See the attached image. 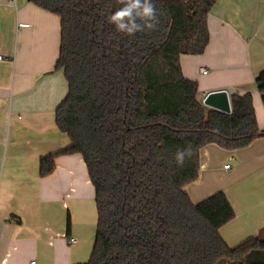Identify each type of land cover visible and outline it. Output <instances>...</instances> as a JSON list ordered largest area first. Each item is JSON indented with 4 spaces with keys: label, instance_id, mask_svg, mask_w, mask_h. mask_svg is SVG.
Segmentation results:
<instances>
[{
    "label": "trees",
    "instance_id": "trees-1",
    "mask_svg": "<svg viewBox=\"0 0 264 264\" xmlns=\"http://www.w3.org/2000/svg\"><path fill=\"white\" fill-rule=\"evenodd\" d=\"M154 2L158 28L128 37L107 21L116 0H29L60 18L56 70L68 82L56 124L71 147L42 159L40 175H51L59 156L83 157L98 214L87 264H264V240L231 249L220 236L235 218L224 193L194 205L187 192L205 147L237 151L264 136L252 96L233 97L231 114L211 110L182 73L181 56L209 46L217 0ZM256 86L264 95V72ZM189 143L191 160L170 163Z\"/></svg>",
    "mask_w": 264,
    "mask_h": 264
},
{
    "label": "crops",
    "instance_id": "crops-1",
    "mask_svg": "<svg viewBox=\"0 0 264 264\" xmlns=\"http://www.w3.org/2000/svg\"><path fill=\"white\" fill-rule=\"evenodd\" d=\"M208 26L205 54L180 58L184 77L198 84L202 102L229 89L252 96L264 132L256 86L264 72V0H217ZM60 46L59 17L29 0H0V264H87L93 253L98 214L83 157L59 156L54 172L40 175L42 159L71 147L56 124L68 94L56 70ZM200 168L187 192L194 205L226 195L235 212L219 231L226 245L264 240V136L237 151L207 146Z\"/></svg>",
    "mask_w": 264,
    "mask_h": 264
},
{
    "label": "clouds",
    "instance_id": "clouds-1",
    "mask_svg": "<svg viewBox=\"0 0 264 264\" xmlns=\"http://www.w3.org/2000/svg\"><path fill=\"white\" fill-rule=\"evenodd\" d=\"M120 5L107 17L108 23L115 26V30L128 37L137 33H150L158 28L161 12L154 0H116ZM195 155V150L189 143L186 147L177 148L173 154L174 163L178 168Z\"/></svg>",
    "mask_w": 264,
    "mask_h": 264
},
{
    "label": "water",
    "instance_id": "water-1",
    "mask_svg": "<svg viewBox=\"0 0 264 264\" xmlns=\"http://www.w3.org/2000/svg\"><path fill=\"white\" fill-rule=\"evenodd\" d=\"M236 96V91L229 89L221 92H214L206 96L203 104L212 109L225 114H231L232 105L230 99Z\"/></svg>",
    "mask_w": 264,
    "mask_h": 264
},
{
    "label": "built area",
    "instance_id": "built-area-1",
    "mask_svg": "<svg viewBox=\"0 0 264 264\" xmlns=\"http://www.w3.org/2000/svg\"><path fill=\"white\" fill-rule=\"evenodd\" d=\"M28 26H26V25H20V28H27ZM2 59V58H1ZM201 73L203 74V75H208V71L207 70H204V69H202L201 70ZM225 169H230V166H227ZM74 242V241H73ZM32 264H34V263H32Z\"/></svg>",
    "mask_w": 264,
    "mask_h": 264
}]
</instances>
